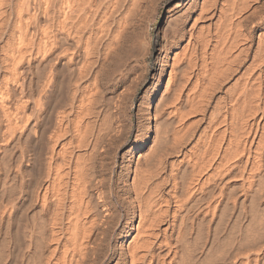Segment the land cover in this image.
Returning <instances> with one entry per match:
<instances>
[{
    "label": "bare ground",
    "instance_id": "6f19581e",
    "mask_svg": "<svg viewBox=\"0 0 264 264\" xmlns=\"http://www.w3.org/2000/svg\"><path fill=\"white\" fill-rule=\"evenodd\" d=\"M176 1L133 139L153 0H0V264H264V0Z\"/></svg>",
    "mask_w": 264,
    "mask_h": 264
},
{
    "label": "rangeland",
    "instance_id": "374dc122",
    "mask_svg": "<svg viewBox=\"0 0 264 264\" xmlns=\"http://www.w3.org/2000/svg\"><path fill=\"white\" fill-rule=\"evenodd\" d=\"M155 1V2H154ZM157 2V3H156ZM176 0H159V1H157V0H153V2H150L149 4H148V7H149V9H147L146 11H147V13L145 14L146 16L142 19V22L143 23H141L140 24V27H142V28H140L139 30H142V31H139V33H142V32H144V33H142V40L144 41L145 40V38H146V40L145 41H148V42H145V43H148V44H146V46L149 48L150 46V53H149V55H148V60H147V64L146 63H144V62H142L141 61V58L139 57V56H141V51H143V49H145V47L144 48H142L141 50H140V52L139 51H137V53H127L126 54V56H122V59L121 60H123L122 62H121V64L122 65H124V66H122V65H120V66H122V67H120L119 65V69H121L123 72H124V75H125V77H127V78H125V79H127L126 81H125V83H124V85L122 86V87H120V89H121V91L120 92H122L123 91V93H127V94H124V100H122V105L124 106H122L123 107V109L124 108H126L123 112H122V118H123V120L124 121H122L123 123V125L125 126V128L126 129H128L126 126H128V124H130V123H132L131 125L134 127V132H133V134H137L138 133V130H140L142 127H143V125H144V123L146 122V120H144L145 119V116H144V114L146 113V112H144V111H147V107L145 108V106H148V102H149V94L150 93H148L149 91H147V89L149 88L148 86H150V84L152 83V78H153V75L156 73V70L158 69V63L156 62V59H157V53H158V46H159V44H160V40H161V35L160 34H162V31H163V25H164V22L166 21V19H167V12H168V10H169V8L170 7H172L173 6V4L175 3L176 4ZM154 3H156L155 5H154ZM150 5V6H149ZM149 10V11H148ZM154 12H153V11ZM148 13H150V14H148ZM148 15V16H147ZM150 20H149V19ZM153 19V20H152ZM144 20H147V22L145 23L144 22ZM151 21V22H150ZM149 22H150V24H149ZM145 23V24H144ZM147 25V26H146ZM146 27V28H145ZM144 29V30H143ZM149 35V36H148ZM144 36V37H143ZM158 36V37H157ZM148 38V39H147ZM160 39V40H159ZM151 40V41H150ZM152 42V43H151ZM152 52V53H151ZM135 54V55H134ZM140 54V55H139ZM132 55H134V56H132ZM139 55V56H138ZM138 56V57H137ZM126 58H127V60H126ZM128 58H130V59H128ZM139 60V61H138ZM124 62H125V64L126 63H128V64H130V65H128V64H126V65H128V66H125V64H124ZM117 64H120V62H118ZM134 66H133V65ZM146 64V65H145ZM139 65V66H138ZM133 66V67H132ZM125 67H126V70H125ZM132 67V68H131ZM135 67V68H134ZM139 67V68H138ZM130 70H129V69ZM147 69L146 70V72H144L145 70L144 69ZM143 69V70H142ZM108 70V71H107ZM115 71V66H112V67H107V69H105L103 72H102V75H100L101 76V83H102V85H104L105 87H107L108 85H109V88H113L114 87V85L119 81L118 80V78H115V77H117V76H115L114 75V72ZM136 71V72H135ZM127 72V73H126ZM140 72V73H139ZM136 75H135V74ZM139 73V74H138ZM104 74V75H103ZM109 74V75H108ZM112 74V75H111ZM141 74H142V76H141ZM133 75V76H132ZM134 75H135V77H134ZM144 75H145V77H144ZM148 75V76H147ZM109 76H113V77H109ZM107 77V78H106ZM132 77V78H131ZM137 78V80L136 79H134V78ZM140 77H142L143 78V80L144 81H142V79H140ZM102 78L104 79V80H102ZM112 78V79H111ZM139 78V79H138ZM147 78V79H146ZM116 79L118 80V81H116ZM130 80H132V81H130ZM136 80V81H135ZM146 80V81H145ZM103 81L105 82V83H103ZM108 81V82H107ZM133 81H135V82H133ZM110 82V83H109ZM142 82H144V83H142ZM107 83V84H106ZM136 84V86H135V84ZM140 83V84H139ZM114 84V85H113ZM129 84V85H128ZM133 84V85H132ZM113 85V86H112ZM127 85H128V87H127ZM132 85V86H131ZM166 83H164L163 85H162V87L160 88V92L158 93V98L156 99V101L155 102H153V105H152V110H151V113H153L152 114V116H153V122H152V130H153V132H155V126H153V125H155L156 123H155V120H154V115L156 114V107L159 105L157 102H159L160 103V97H161V95L164 97V95L166 96V94H167V92H166ZM111 86V87H110ZM136 89H135V88ZM134 88V89H133ZM128 89V90H127ZM146 89V90H145ZM126 90V91H125ZM132 90V91H131ZM134 90V91H133ZM145 91V92H144ZM153 91V90H152ZM134 92V93H133ZM166 92V93H165ZM145 95V97H144V95ZM127 95H131V96H127ZM151 95V94H150ZM110 96V95H109ZM143 96V97H142ZM147 96V97H146ZM131 97V98H130ZM141 97L144 99V101L141 99ZM108 99H109V97H107ZM126 99V100H125ZM130 99V100H129ZM140 100H142V101H140ZM163 100V99H162ZM125 102V103H124ZM140 102V103H139ZM144 102H145V105H144ZM146 102H147V104H146ZM142 103V104H141ZM157 103V104H156ZM141 104V105H140ZM157 105V106H156ZM127 106V107H126ZM140 107V108H139ZM141 108H142V111H141ZM146 110H145V109ZM155 108V109H154ZM141 111V112H140ZM153 111V112H152ZM138 113H139V115H138ZM143 114V117L144 118H141L142 117V114ZM126 114V115H125ZM141 114V115H140ZM124 116V117H123ZM128 116V117H127ZM128 119V120H127ZM142 119V120H141ZM130 121V122H129ZM141 121H142V123H141ZM145 121V122H144ZM140 124H139V123ZM126 123V124H125ZM139 124V125H138ZM142 124V125H141ZM140 126V127H138V126ZM130 126V125H129ZM124 128V129H125ZM137 128V129H136ZM126 129H125V131H126ZM132 134V136H131V138H135V136H136V134L135 135H133Z\"/></svg>",
    "mask_w": 264,
    "mask_h": 264
}]
</instances>
